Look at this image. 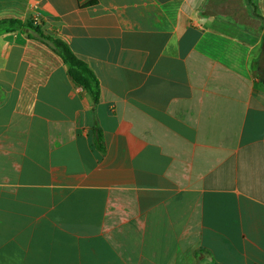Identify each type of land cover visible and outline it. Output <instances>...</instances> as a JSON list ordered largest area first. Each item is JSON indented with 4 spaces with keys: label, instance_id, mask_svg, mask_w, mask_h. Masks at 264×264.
I'll list each match as a JSON object with an SVG mask.
<instances>
[{
    "label": "crops",
    "instance_id": "obj_1",
    "mask_svg": "<svg viewBox=\"0 0 264 264\" xmlns=\"http://www.w3.org/2000/svg\"><path fill=\"white\" fill-rule=\"evenodd\" d=\"M6 20L101 94L0 34V264H264V0H0Z\"/></svg>",
    "mask_w": 264,
    "mask_h": 264
},
{
    "label": "trees",
    "instance_id": "obj_2",
    "mask_svg": "<svg viewBox=\"0 0 264 264\" xmlns=\"http://www.w3.org/2000/svg\"><path fill=\"white\" fill-rule=\"evenodd\" d=\"M27 33L31 38L38 39L58 54L68 66L69 75L73 82L90 92L96 102L100 99V84L97 76L86 62L78 58L64 42L45 35L35 21L22 22L18 20H6L0 22V34L9 32Z\"/></svg>",
    "mask_w": 264,
    "mask_h": 264
},
{
    "label": "rangeland",
    "instance_id": "obj_3",
    "mask_svg": "<svg viewBox=\"0 0 264 264\" xmlns=\"http://www.w3.org/2000/svg\"><path fill=\"white\" fill-rule=\"evenodd\" d=\"M239 19H242V17H238Z\"/></svg>",
    "mask_w": 264,
    "mask_h": 264
},
{
    "label": "built area",
    "instance_id": "obj_4",
    "mask_svg": "<svg viewBox=\"0 0 264 264\" xmlns=\"http://www.w3.org/2000/svg\"><path fill=\"white\" fill-rule=\"evenodd\" d=\"M35 22L37 23V20H35Z\"/></svg>",
    "mask_w": 264,
    "mask_h": 264
}]
</instances>
